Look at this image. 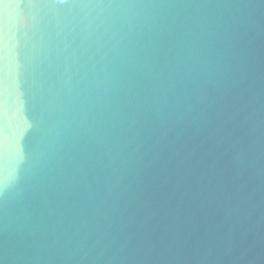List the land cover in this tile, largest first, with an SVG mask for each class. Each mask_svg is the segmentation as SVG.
Here are the masks:
<instances>
[{
	"label": "water",
	"instance_id": "95a60500",
	"mask_svg": "<svg viewBox=\"0 0 264 264\" xmlns=\"http://www.w3.org/2000/svg\"><path fill=\"white\" fill-rule=\"evenodd\" d=\"M0 264H264V0H0Z\"/></svg>",
	"mask_w": 264,
	"mask_h": 264
},
{
	"label": "clouds",
	"instance_id": "9594fccd",
	"mask_svg": "<svg viewBox=\"0 0 264 264\" xmlns=\"http://www.w3.org/2000/svg\"><path fill=\"white\" fill-rule=\"evenodd\" d=\"M60 3H62V4L65 3V0H60Z\"/></svg>",
	"mask_w": 264,
	"mask_h": 264
}]
</instances>
